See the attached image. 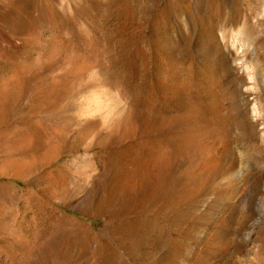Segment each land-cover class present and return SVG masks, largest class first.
Instances as JSON below:
<instances>
[{"label": "rangeland", "instance_id": "rangeland-1", "mask_svg": "<svg viewBox=\"0 0 264 264\" xmlns=\"http://www.w3.org/2000/svg\"><path fill=\"white\" fill-rule=\"evenodd\" d=\"M0 264H264V0H0Z\"/></svg>", "mask_w": 264, "mask_h": 264}, {"label": "bare ground", "instance_id": "bare-ground-1", "mask_svg": "<svg viewBox=\"0 0 264 264\" xmlns=\"http://www.w3.org/2000/svg\"><path fill=\"white\" fill-rule=\"evenodd\" d=\"M219 41H220V40H219ZM219 41H218V43H219ZM228 54H229V53H228ZM262 74H263V73H262ZM124 106H125V105H124ZM101 107L103 108V106H101ZM104 107H105V106H104ZM126 108H127V106H126ZM104 109H105V108H104ZM106 109H107V108H106ZM123 110H124V109H123ZM111 111H112V110H111ZM111 111H110V112H111ZM105 112H107V111H105ZM106 114H107V113H106ZM108 114H109V113H108ZM108 114H107V115H108ZM110 116H111V114H110ZM107 118H109V117H107Z\"/></svg>", "mask_w": 264, "mask_h": 264}]
</instances>
